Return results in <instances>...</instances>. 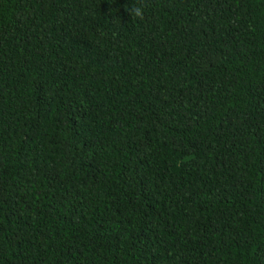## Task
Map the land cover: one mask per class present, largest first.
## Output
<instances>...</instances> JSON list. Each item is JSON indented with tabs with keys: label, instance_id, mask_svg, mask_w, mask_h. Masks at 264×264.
I'll list each match as a JSON object with an SVG mask.
<instances>
[{
	"label": "trees",
	"instance_id": "obj_1",
	"mask_svg": "<svg viewBox=\"0 0 264 264\" xmlns=\"http://www.w3.org/2000/svg\"><path fill=\"white\" fill-rule=\"evenodd\" d=\"M0 264H264V0H0Z\"/></svg>",
	"mask_w": 264,
	"mask_h": 264
},
{
	"label": "clouds",
	"instance_id": "obj_2",
	"mask_svg": "<svg viewBox=\"0 0 264 264\" xmlns=\"http://www.w3.org/2000/svg\"><path fill=\"white\" fill-rule=\"evenodd\" d=\"M130 14H134V17L133 18H140V19H143V16H144V9L143 7H133L130 9Z\"/></svg>",
	"mask_w": 264,
	"mask_h": 264
}]
</instances>
